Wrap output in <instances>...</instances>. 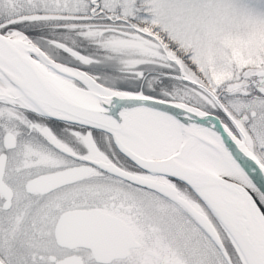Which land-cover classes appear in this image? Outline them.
<instances>
[{
    "label": "snow or ice",
    "instance_id": "6c2138e0",
    "mask_svg": "<svg viewBox=\"0 0 264 264\" xmlns=\"http://www.w3.org/2000/svg\"><path fill=\"white\" fill-rule=\"evenodd\" d=\"M0 264H264V0H0Z\"/></svg>",
    "mask_w": 264,
    "mask_h": 264
}]
</instances>
